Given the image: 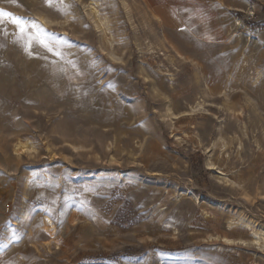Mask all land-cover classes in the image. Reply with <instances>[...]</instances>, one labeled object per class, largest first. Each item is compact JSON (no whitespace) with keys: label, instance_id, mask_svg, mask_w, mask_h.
<instances>
[{"label":"rangeland","instance_id":"obj_1","mask_svg":"<svg viewBox=\"0 0 264 264\" xmlns=\"http://www.w3.org/2000/svg\"><path fill=\"white\" fill-rule=\"evenodd\" d=\"M0 12V264H264L229 228L264 230V0ZM221 128L235 139L211 152Z\"/></svg>","mask_w":264,"mask_h":264},{"label":"bare ground","instance_id":"obj_2","mask_svg":"<svg viewBox=\"0 0 264 264\" xmlns=\"http://www.w3.org/2000/svg\"><path fill=\"white\" fill-rule=\"evenodd\" d=\"M85 5L88 8H90L91 10H93L95 13L99 14L98 15V21H99L98 27H100L105 32V34H107V32H109V35H111V29L112 28H111V25H110V20L108 19V17H103L99 13V11L97 9V6L99 4L97 2H88ZM111 44L113 46V42H111ZM223 95L227 96L229 94L227 92H224ZM233 104L234 103H232V104L231 103L230 104L226 103L225 107H223V108H227V111L229 112V118H230L229 120L230 121L235 120V118L237 119V118H240L241 116H243V111H236L234 106H233ZM205 106H206L205 101L197 102L196 105L191 106V110H193L192 112L201 111V110H204ZM207 106H208V104H207ZM220 109H221V107H220ZM166 111H167V113H169V116L172 115L170 113V108H168ZM174 117L176 119V116H174ZM222 127L224 128V130L228 129V125H226V124L224 126H222ZM223 128L220 129V134L219 135H220V139L222 141H224V145H220L218 142H214L213 146L209 148V149H211V152L216 150V149L218 150V148L221 149V151L225 150L226 148H228L232 144L233 140L235 139L234 136H229L228 139L227 138L224 139L222 137L225 134V131L223 130ZM242 131L244 132L245 135L248 134V132H245V129H243V128H242ZM35 149H36L35 146L32 144V142L30 140L27 141V142H18L15 145V154L16 155H23V153H33V152L36 151ZM240 149L243 150L242 142L240 143ZM211 166H213V164ZM45 222H46V225H48V223L52 224L51 219L48 218V217L45 219ZM240 226L241 227L243 226L242 227L243 229H247V230L250 231V240H248V241L240 240V242L242 244L249 245L251 247H259V248L263 247V245H264V230L263 229L255 228L254 226H252L250 224H246V223L245 224L244 223L239 224V223H234V222L230 223L229 228L230 229H234V228H238ZM46 229H48V226H46ZM51 242H53V241H48L47 245H50ZM224 242L227 245H235L236 244L235 240H232V239H229V238H225Z\"/></svg>","mask_w":264,"mask_h":264},{"label":"snow or ice","instance_id":"obj_3","mask_svg":"<svg viewBox=\"0 0 264 264\" xmlns=\"http://www.w3.org/2000/svg\"><path fill=\"white\" fill-rule=\"evenodd\" d=\"M49 3H50V0H49ZM5 15L4 13L0 12V16H3ZM17 27L20 29L21 32H24L25 31V28H24V23L26 22H22L21 20L19 19H16L13 21ZM40 33L44 36H48L49 34L45 32L44 29H40ZM38 43L48 52H51L53 55L55 56H62V52L59 50V41L53 39L51 43H48V42H45L44 40H40L38 41Z\"/></svg>","mask_w":264,"mask_h":264}]
</instances>
